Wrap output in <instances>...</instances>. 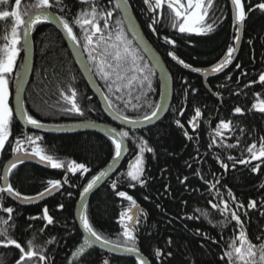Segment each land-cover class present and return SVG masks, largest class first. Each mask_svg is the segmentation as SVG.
<instances>
[{"label": "trees", "instance_id": "trees-1", "mask_svg": "<svg viewBox=\"0 0 264 264\" xmlns=\"http://www.w3.org/2000/svg\"><path fill=\"white\" fill-rule=\"evenodd\" d=\"M34 2L35 0H22L21 10ZM181 2L186 4V0ZM257 2L259 0H252L253 4ZM9 3L11 7L5 6L0 10L15 8L14 0H9ZM90 3H95L100 11L113 10V16L109 21L111 27L116 26V20L122 19L119 9L115 8L114 0H111V3L109 0H90ZM245 3L247 5V0ZM65 5L67 7L64 12H60L59 8L52 10L70 22L80 12L81 7H87V5L82 6L79 0H63L61 7ZM129 5L136 14L146 37L170 70L173 78V100L167 114L155 125L140 130H127L130 136H142L154 149L155 155L145 153L146 185L128 187V182L122 175L126 173L128 161L137 151L135 144L129 140L128 157L112 179L91 196L86 214L94 229L102 236L116 242L123 241L119 214L129 207L130 202L115 195L111 185L113 181H117V190L126 191L131 195L146 214L141 216V222L136 225L135 234L138 238L137 247L148 257L151 264H225V261L220 260V256L226 250V242H230L233 237L236 230L235 222L229 223L227 227L220 224L224 217L208 203L209 200L218 203L220 198L215 197V190L211 193L208 191L209 185L205 184L204 180L214 183L219 179L220 184L217 185V189L223 199L229 201L230 206L232 202L227 195L229 189L245 205L251 199L256 200L258 207L249 209L248 216L241 215V218L245 221L247 235L253 243H261L257 237L264 236V216L260 215L261 211H264V208L260 207L261 203H264V188L260 187L264 184V164H261L258 172L253 173L251 168L259 161H252L251 165L236 164L233 168V162L227 159L229 155L237 159L247 158V145L254 141L258 144L259 138L264 137V113L249 111L255 102L254 94L264 95V85L255 83L251 87H244L250 81L258 80L259 74L264 72V13L256 10L248 14L243 26V38L238 55L225 71L208 79L212 90L210 92L201 75L178 65L168 56V52L175 51L180 59L194 67H208L218 62L224 56L227 47L235 43L236 28L230 0H214L207 19L208 22L215 21V29L206 35L182 34L173 29L170 25V17L173 14L166 5L163 9L157 10L156 14L147 10L143 0H129ZM153 15H159V23L155 25L156 32L149 28ZM13 22V17L0 21V44L3 43V35H10V26ZM100 24L103 26V20ZM5 26L8 28L7 33L3 31ZM73 28L80 36V28L76 25H73ZM165 36L174 39L175 46L165 43ZM127 37L132 42L133 48L137 50V54L142 57V60H137V64L151 67L136 44L128 35ZM33 40L35 68L25 94L26 111L35 119L51 124L80 120L109 121L76 66L61 33L54 26L42 22L35 26ZM18 47L21 51L9 78L8 100L11 108L12 90L22 64V34ZM237 63L241 65L240 68L235 67ZM94 70L97 73L96 68ZM128 75L131 76L132 73ZM229 75L232 77L231 80L227 79ZM96 76L112 101L114 110L118 109L122 115L142 118L152 110L148 105L154 107L159 102L160 81L155 71L151 76V89L146 86L141 88L139 81H133L132 86L129 87L125 80L118 82L119 92L115 90L116 86L109 91L108 84L111 80L105 81L99 74ZM70 89H75L77 93L76 103L83 111L82 116L65 110L69 106L61 93L65 91L70 95ZM185 89L188 93L187 98H185ZM192 89L197 91L193 93ZM126 102L127 107H125ZM237 106L244 109L243 115L233 114V109ZM196 107L201 109L203 115L198 127L193 131L188 120L194 115ZM181 111L184 113L183 116L180 115ZM178 119L184 124V129L177 127L175 121ZM221 119L231 120L234 131L225 134L223 145L219 143L218 138L217 145L209 148L214 129ZM240 129L244 130L243 133ZM185 131L193 137L192 140L184 136ZM25 134L42 137L37 143L45 153L65 162V165L68 161L75 160L77 163L86 164L90 171L73 174L67 172L66 168L54 170L33 163L18 164L9 173V179L13 188L21 194H37L47 186V180L63 181L66 174L68 183L48 200L30 206L19 205L6 193H0V205L14 208L13 218L16 226L10 229L12 237L22 245L28 240H34L37 250L44 251L48 256L49 264H69V261H72V264H103L104 259H109L110 264H138L133 257L111 255L94 246L80 258L72 257V252L83 243L84 239L75 219L76 202L87 181L112 160L110 139L94 131L70 134L37 132L24 127L13 114L9 141L4 150L0 151V177L4 164L13 154L12 148L16 139L23 140ZM237 139L240 143L236 147H226L227 144L236 145ZM22 147L31 151V145L27 141ZM217 157L229 164L227 171L220 167ZM189 164L192 165L191 168L188 167ZM197 170L204 180L195 175ZM184 176H187L188 180L185 184H181L180 180ZM0 186H2L1 179ZM69 192L71 196L68 195ZM145 196L148 197L147 200ZM59 204H63L64 208L59 209ZM44 207L49 209L54 224L40 231L46 222L30 221L28 217L41 216ZM196 209L206 211L208 215L203 216ZM188 216H198L199 219H187ZM0 217H7L2 208H0ZM197 230L206 233L210 239L197 235ZM52 237L56 238L55 242L48 244L47 241ZM169 238L172 240L171 246L167 243ZM157 248L165 253L159 259L155 257ZM167 252H171L172 256L167 257ZM18 256L19 252L14 246H0V264H15ZM33 264H43V262L36 260Z\"/></svg>", "mask_w": 264, "mask_h": 264}, {"label": "snow or ice", "instance_id": "snow-or-ice-1", "mask_svg": "<svg viewBox=\"0 0 264 264\" xmlns=\"http://www.w3.org/2000/svg\"><path fill=\"white\" fill-rule=\"evenodd\" d=\"M80 4L87 5V7H81L80 12L75 16L73 21H69L64 16H58L51 13L49 10L53 8H59L60 12H64L66 5L61 7L63 0H35L34 3L27 5L21 10L22 0H14L15 10H0V21H4L6 18L13 17L14 22L10 28V36L3 35V43L0 44V151L4 150L6 143L9 141V136L11 135V124L13 119V109L9 106V76L13 73L16 67V60L20 54V48L18 45L21 42V34L23 37L27 38L29 34L34 30L35 26L42 22L57 21L63 29L67 32L68 37L75 43H79L78 37L73 30V25L78 26L83 32L84 38V49L88 52V57L91 62L95 64L97 74L100 75L105 81L111 80L108 84L109 91H112L113 87L116 86V91H120V86L118 82L127 81V86L131 87L133 81H139L141 88L147 87L152 88L151 76L154 74V67H149L144 64H137V60H142L137 54V50L133 48L132 42L128 39L124 32V21L127 20L128 32L132 33L134 36L136 33V25L132 20V17L128 14V9L130 7L129 0H117L115 4L116 9L121 10L122 19L116 20L117 29L115 33L112 31H106L111 29V24L109 23L110 18L113 16V10L105 9L100 11L95 3H90V0H79ZM111 3V0H109ZM214 0H186V4L182 3L181 0H143V4L147 6V10L150 13L156 14L157 10H161L167 6V8L172 12L170 17V25L173 29H176L179 33H195L197 35H206L211 33L215 29V21L208 22L209 10L213 8ZM232 5V16L233 23L236 28V35L234 37L235 43L240 40V31L244 26L245 21L249 13L259 10L264 13V0H259V2L253 4L252 0H247V5L245 0H230ZM5 6L11 7L9 0H0V8ZM247 7V12H246ZM103 20V26H101L100 21ZM159 23V15H153L149 28L156 32L155 25ZM5 33L8 32V28L5 26L3 28ZM113 37H115L113 39ZM95 38V39H94ZM164 41L167 44L175 46L176 41L170 39L167 36L164 37ZM27 43V41H25ZM235 43L229 45L224 56L216 62L210 69L212 73L223 72L230 64H232L235 59V54L238 52V48ZM251 43V41H249ZM94 45V46H93ZM95 53V55H94ZM168 56L176 61L185 69L191 68L192 71L200 72V68H192V65L186 63L183 59H180L175 51H169ZM236 68H240L241 65L237 63ZM128 73H132L131 76ZM139 74V75H137ZM246 75V73H242ZM227 79L231 80L232 77L229 75ZM185 83H187L185 81ZM259 83L264 85V72L259 74L258 80L250 81L244 87H251L252 84ZM165 87H167V81H165ZM197 90L192 89L195 93ZM70 95L61 93L63 98L71 104V108L65 109L66 111L76 112L79 115H83V111L80 109L76 103L75 97L77 95L75 89H70ZM187 89H185V98H187ZM146 95V93H142ZM255 102L251 105V110H256L260 113H264V95L261 93H255ZM120 99V97H117ZM139 99V97H137ZM105 100L108 102V107L111 109L113 107L112 101L108 96H105ZM128 103H125V107ZM135 107V106H134ZM152 108L151 112L145 114L141 119H133L127 115H122L121 112L116 110V118L122 120L125 124H142L144 122H151L156 118L159 112L162 110V104H156L154 107L148 105ZM233 114H244V109L237 106L233 109ZM20 115L23 120L31 125L33 128L40 129L43 127L40 120L35 119L26 110L21 108ZM183 116V111L180 112ZM203 113L199 107L194 109V115L188 120V124L191 126L193 131L198 127V122L202 117ZM177 127L184 129V124L178 119L175 121ZM234 131V125L231 120L221 119L214 129V136L212 142L209 144V148L217 145L218 138L219 143L223 145V138L226 133H232ZM243 133V129H240ZM107 136L111 141L112 145V156L113 162L118 161L121 157L129 151L127 141H132L137 149L136 154L133 159L128 162L127 171L124 175L125 180L128 182V187H136L137 185L145 186L147 179L145 177V153H152L155 155L154 149L149 146V142L142 136H130L129 131L116 128L108 129ZM184 136L188 140H192L193 137L188 134L187 131L184 132ZM42 137L24 135V139H16L15 146L12 148V152L17 154L16 160L12 161L7 165V171L4 177L0 179L7 180L8 173H11L13 169L17 167V163H22L23 159L30 156L38 157L42 162H46L54 169L66 168L69 173H87L90 171L89 167L84 163H77L75 160L65 162L54 158L52 155L46 154L44 149L37 143L41 141ZM27 141L31 145V151L24 149L22 147L23 143ZM240 143L237 139V144H227V148H234ZM246 152L248 154L247 158L237 159L236 157L229 155L227 159L232 161V167L235 168L236 164L241 165H251L252 161H259L254 167L251 168L253 173L260 170L261 164H264V137L259 138V143L252 142L247 145ZM217 161L220 163V167L224 170H228L229 164L220 160L217 157ZM189 168L192 167L191 164L188 165ZM108 175L107 171H101L98 175L92 177L88 181L87 186L83 188L81 192V199L84 195L93 189L96 184L102 180V178ZM196 176L204 180L200 171L197 170ZM188 180L187 176H184L180 180L181 184H185ZM68 183V178L66 177L63 181L60 179H49L46 182V187L43 191L39 192L37 195L43 198L46 194H51L54 191H58L63 187L64 184ZM204 183L209 185L208 191L211 193L215 190V197H219V202L214 203L209 200L208 203L211 205L212 209L217 210L221 216L224 217L220 224L223 227L231 222H235V232L230 242H226V250L223 251L220 256L221 261H225V264H264V236H258L257 240L261 243H253L247 235V229L245 228V221L242 220L241 215L247 217L249 209H256L258 203L256 200L251 199L248 201L247 205L240 202L237 197L233 194L231 189L228 190L227 195L231 199L232 206H230L229 201L223 199L221 193L217 189V185L220 184V180L216 179L215 182L204 180ZM264 188V184L260 185ZM111 188L115 191V195L130 202L129 207L122 210L119 214V223L122 228L121 235L123 237L122 242H116L110 240L100 233H98L92 224L89 222L87 214L82 211L80 214V222L83 226L84 231L88 234L84 237L83 243L72 252V257L74 259L80 258L88 249L93 247L95 242H99L105 246L111 247L113 250L123 249L124 251L136 253L138 264H149V261L145 259L137 247L138 238L135 234L137 231L136 225L141 222V216L146 215L143 209L140 208L137 201L129 195L126 191L117 190L118 183L113 181ZM167 190V188H166ZM0 193H8L15 196L18 200H23L25 202H30L36 199L35 196L22 195L19 191H16L11 183L5 186H0ZM71 196V193H68ZM146 200L147 196L144 197ZM260 207L264 208V203H261ZM2 211L7 214V217H0V246L9 247L14 246L18 250L19 256L15 260V264H33V261H40L43 264H49L48 256L42 250H37L34 240H28L26 244L22 245L17 239L13 238L10 229L15 228V222L13 218L14 208L13 207H3ZM59 209H63L64 205L59 204ZM201 215L207 216L206 211L201 209H196ZM261 216H264V211H261ZM30 221L43 220L46 223L40 231H44L48 225L54 224V218L49 214V209L44 207L41 216H30L28 217ZM187 219H199V217L188 216ZM12 222V223H10ZM211 222V221H210ZM31 227V225H29ZM197 235H203L205 239H210L206 233H201L197 230ZM91 237L92 239H89ZM55 237H52L47 241L48 244L54 243ZM168 245L171 246L172 240L169 238L167 241ZM216 243V241H213ZM159 248L155 250V257L157 259L164 256ZM167 257H171L172 253L167 252ZM72 264V261H69ZM103 264H109L108 259L103 260Z\"/></svg>", "mask_w": 264, "mask_h": 264}, {"label": "water", "instance_id": "water-1", "mask_svg": "<svg viewBox=\"0 0 264 264\" xmlns=\"http://www.w3.org/2000/svg\"><path fill=\"white\" fill-rule=\"evenodd\" d=\"M114 1H115V3H117V0H114ZM231 8H232V5H231ZM49 11L51 13H54L55 15L60 16L58 13H56L53 10H49ZM119 11L121 13L120 9H119ZM128 14L132 17V20L136 25L137 35L134 36L132 33H130V32H128V33L131 36V38L133 39V41L137 44V46L139 47L141 52L144 54V56L147 58V60L151 64V66L154 67V70L157 73L159 81H160V98H159L158 104H162L163 108L159 112L158 116L156 118H154L151 122H144L142 124H137V125L125 124L122 120L117 119L116 118V110H114L113 107L111 109H109L108 102L105 100L106 95H105L102 87L100 86L99 82L97 81L95 75L93 74V72H92V70H91V68H90V66L86 60V57H85L84 51L82 49V46L80 45V42L75 43L73 40H71L68 37L67 32L63 29V27L57 21H51V22H44V23H47L49 25L54 26L61 33V35L63 36V38H64V40H65V42H66V44L70 50L72 57H73L75 63L77 64L79 70L81 71L85 81L89 85V87L92 90V92L94 93V95H96V97L98 98L103 112L112 122H114V124L107 123V122L93 121V120L68 123V124H50V123L41 122L43 127L40 129H36V128H33L31 125H28L23 120V118L20 115V110H21V108L26 110L25 109V94H26V90L28 88V85L31 81L33 71H34V65H35V46H34L33 31H32L27 38L23 37V35H22L23 59H22V64H21L19 74L17 76L16 83L13 87L12 95H11L12 96L13 113H14L16 119L24 127L35 130V131H39V132L45 133V134H70V133H76V132L94 131V132H97V133H100V134L107 136V131H108V129H111V128H116L117 130H120L121 128H124L127 130H140V129H144V128H147L149 126L155 125L156 123H158L160 120H162L164 118V116L167 114V112L171 106L172 100H173V78H172V75L170 73V70H169L167 64L165 63L164 59L160 55V53L157 51V49L153 46V44L146 37V35L142 29V26H141V24H140V22L136 16V14L134 13L133 9L131 8V6L128 9ZM124 24L127 28V20L124 21ZM127 31H128V29H127ZM239 34H240V40L238 43H235V46L238 48V52L240 50V46L242 43L243 27L241 28V31ZM25 41H27V43H25ZM238 52L235 54V59L238 55ZM234 60H233V62H234ZM177 64L180 65L179 63H177ZM213 65L208 66V67H201V68L192 66V68H200L201 69L200 72L192 71L191 68L186 69V70L201 75L204 79L205 86L207 87V89L210 90V92H212V90L208 84V79L210 77H213V76L220 74V73H212L210 71V69ZM180 66L183 67L182 65H180ZM165 81H167V87H165ZM133 119H141V118H133ZM126 143H127L128 148L130 150L129 141H127ZM128 154H129V151L127 153H125L121 157L120 160L115 161V162H113V160H111L103 169H101L99 172L107 171L108 175L106 177L102 178V180L99 181L93 189H91L88 193H86L84 195L83 199H81L80 194L83 191V188L85 186H87L88 181L91 180L92 178L89 179L87 181V183L82 187V189L79 193L78 200L76 202L75 219H76V222H77L80 230L82 231L84 237L88 234L84 231L83 226H82L80 219H79L81 212L84 211L86 213L87 205H88V202H89L91 196L103 184L108 182L117 173V171L119 170L120 166L122 165L123 161L128 156ZM16 156H17V154L13 153L12 156L6 161V163L4 164L3 169H2L1 177H4V175L7 171V165H9L12 161H15ZM22 163H33V164L39 165V166L47 168V169H54L49 164H47L46 162H42L38 157H34V156H30V155L28 157L24 158ZM18 164H21V163H17V165ZM63 169L64 168L54 169V170H63ZM99 172H97L95 175H98ZM66 177H67V174L65 175V178ZM8 183H10L9 173L7 176V180L1 179L2 186H5ZM61 189H59L58 191H54L51 194H46L43 198H40L37 195L38 193L34 194V195H28V196H35L36 197L35 200L30 201V202L18 200L15 196H12L11 194H8V193H6V194L15 203H17L19 205H24V206H30V205L40 204V203L48 200L50 197L57 194ZM22 195H24V194H22ZM89 239H92V238L89 237ZM93 246L97 247V248H99V249H101V250H103L109 254H112V255L129 256V257H133L137 260V254L136 253L124 251L122 248L118 249V250H113L111 247L105 246L99 242H95L93 244ZM140 254L145 259H147L149 261V264H151L150 260L141 251H140ZM109 264H110V261H109Z\"/></svg>", "mask_w": 264, "mask_h": 264}, {"label": "flooded vegetation", "instance_id": "flooded-vegetation-1", "mask_svg": "<svg viewBox=\"0 0 264 264\" xmlns=\"http://www.w3.org/2000/svg\"><path fill=\"white\" fill-rule=\"evenodd\" d=\"M6 10H9V11H11V10H15V8L13 7V8H7ZM52 10V9H51ZM120 12V11H119ZM120 15H121V13H120ZM121 18H122V15H121ZM124 32L131 38V36L129 35V33H128V31H127V28H126V26H125V24H124ZM74 29V28H73ZM116 29H117V25L116 26H113V27H111V29H109V30H106V31H112L113 33H115V31H116ZM143 29V28H142ZM74 31H75V29H74ZM81 33H80V36H79V34L77 35V37H78V39H79V42H80V45L82 46V49H83V51H84V54H85V57H86V60H87V62H88V64H89V66H90V68H91V70H92V72H93V74L95 75V77H96V79H97V81L99 82V84H100V86L102 87V85H101V83H100V81H99V79L97 78V73L95 72V64L93 63V62H91L90 60H89V57H88V52L84 49V43H85V41H84V39H83V32H82V30L80 29L79 30ZM75 33H76V31H75ZM114 38V37H113ZM95 39V38H94ZM132 39V38H131ZM132 41H133V39H132ZM134 42V41H133ZM66 43V42H65ZM135 43V42H134ZM136 44V43H135ZM67 45V44H66ZM137 45V44H136ZM94 46V45H93ZM154 46V45H153ZM68 47V46H67ZM138 47V46H137ZM69 49V48H68ZM138 49H139V47H138ZM140 50V49H139ZM70 51V50H69ZM141 51V50H140ZM142 53V52H141ZM22 54H23V50H22ZM143 54V53H142ZM94 55H95V53H94ZM144 55V54H143ZM72 56V55H71ZM145 57V56H144ZM73 58V57H72ZM22 59H23V57H22ZM145 59L147 60V58L145 57ZM74 60V59H73ZM148 61V60H147ZM75 62V61H74ZM149 62V61H148ZM76 64V63H75ZM150 64V63H149ZM151 65V64H150ZM76 66H77V64H76ZM78 67V66H77ZM152 67V66H151ZM21 68V67H20ZM34 68H35V65H34ZM79 69V68H78ZM20 71V70H19ZM80 71V70H79ZM155 71V70H154ZM80 73H81V71H80ZM82 74V73H81ZM11 76V75H10ZM10 76L8 77V78H10ZM83 76V75H82ZM84 78V77H83ZM85 80V79H84ZM86 82V81H85ZM87 83V82H86ZM88 85V84H87ZM88 87H89V85H88ZM89 89H90V87H89ZM102 89H103V87H102ZM91 90V89H90ZM103 91H104V89H103ZM63 93H65L66 94V92L65 91H62ZM91 92H92V90H91ZM93 93V92H92ZM104 93H105V91H104ZM66 95H68V94H66ZM105 95H106V93H105ZM93 96H95L96 97V95H94V93H93ZM107 96V95H106ZM97 98V97H96ZM75 100H76V98H75ZM97 100H98V98H97ZM65 101V103L69 106V108H71V104L68 102V101H66V100H64ZM98 102H99V100H98ZM100 103V102H99ZM72 113H75V114H77L76 112H72ZM107 117V116H106ZM108 118V117H107ZM108 120L109 121H100V122H107V123H112V124H114V122H112L109 118H108ZM81 121H83V120H80V121H74V122H71V123H75V122H81ZM94 121V120H93ZM96 121V120H95ZM65 124H68V123H65ZM121 129H124V128H121ZM129 146H130V143H129ZM129 153H130V150H129ZM129 155V154H128ZM128 157V156H127ZM134 157V156H133ZM133 157H131L130 158V160L131 159H133ZM126 159V158H125ZM129 160V161H130ZM128 161V162H129ZM124 162V161H123ZM121 167V166H120ZM118 172V171H117ZM112 179V178H111ZM110 179V180H111ZM112 255V254H111ZM148 258V257H147ZM151 262V261H150Z\"/></svg>", "mask_w": 264, "mask_h": 264}, {"label": "bare ground", "instance_id": "bare-ground-1", "mask_svg": "<svg viewBox=\"0 0 264 264\" xmlns=\"http://www.w3.org/2000/svg\"><path fill=\"white\" fill-rule=\"evenodd\" d=\"M137 46V45H136ZM121 85V84H120ZM136 87V86H135ZM145 90V89H144ZM51 124V123H50ZM38 132V131H37ZM16 135V134H15ZM95 170V169H94ZM138 262V261H137Z\"/></svg>", "mask_w": 264, "mask_h": 264}, {"label": "rangeland", "instance_id": "rangeland-1", "mask_svg": "<svg viewBox=\"0 0 264 264\" xmlns=\"http://www.w3.org/2000/svg\"><path fill=\"white\" fill-rule=\"evenodd\" d=\"M12 26V25H11ZM11 26H10V28H11ZM10 36V35H9ZM10 91V90H9Z\"/></svg>", "mask_w": 264, "mask_h": 264}]
</instances>
